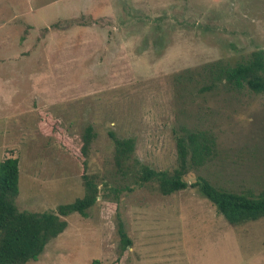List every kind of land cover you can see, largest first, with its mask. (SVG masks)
<instances>
[{
  "label": "rangeland",
  "instance_id": "obj_1",
  "mask_svg": "<svg viewBox=\"0 0 264 264\" xmlns=\"http://www.w3.org/2000/svg\"><path fill=\"white\" fill-rule=\"evenodd\" d=\"M258 50L264 0H0V162L19 159V209L83 197L84 166L63 142L79 146L88 127L95 137L98 202L87 217H65V232L29 264H264V218L235 229L198 187L163 195L157 183L136 184L109 136L134 138L135 159L172 173L181 130L209 131L215 155L189 183L260 194L264 93L176 83ZM120 219L132 240L124 253Z\"/></svg>",
  "mask_w": 264,
  "mask_h": 264
},
{
  "label": "trees",
  "instance_id": "obj_2",
  "mask_svg": "<svg viewBox=\"0 0 264 264\" xmlns=\"http://www.w3.org/2000/svg\"><path fill=\"white\" fill-rule=\"evenodd\" d=\"M191 87L201 92L220 89L239 93L249 88L258 94L264 93V50L251 53L243 62L234 64L218 60L206 63L196 70H189L176 77L177 85ZM201 85V87H199ZM55 122L59 119H53ZM52 134L61 131L53 126ZM64 133V130L62 131ZM177 135L178 167L172 172L156 171L134 158V138H119L114 132L109 136L115 147V163H123L126 172L144 186L157 183L163 195H172L188 187H198L201 193L217 208L233 228L264 218V191L255 195L249 190L232 191L213 185L203 177L189 183L188 177L193 169L206 166L215 155L216 137L206 130L183 128ZM56 134V135H55ZM64 136V134H63ZM57 137V136H56ZM60 138V136H58ZM93 136L92 127H88L79 146L67 145L66 149L83 167L85 194L69 204H60L54 211L30 212L20 210L17 198L20 194V162L18 158H7L0 162V264H29L38 261L47 245L68 228L65 217L78 213L87 217L88 210L99 200V183L95 175L88 173L89 158ZM132 162V167H129ZM129 168V171L128 169ZM120 249L124 253L132 246L125 224L118 221Z\"/></svg>",
  "mask_w": 264,
  "mask_h": 264
}]
</instances>
